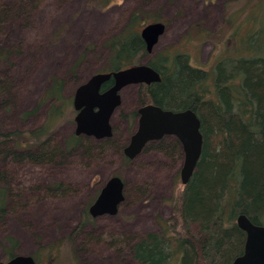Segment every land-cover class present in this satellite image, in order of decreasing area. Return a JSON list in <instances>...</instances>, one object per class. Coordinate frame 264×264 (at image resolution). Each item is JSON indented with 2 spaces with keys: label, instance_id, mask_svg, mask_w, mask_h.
Wrapping results in <instances>:
<instances>
[{
  "label": "rangeland",
  "instance_id": "obj_1",
  "mask_svg": "<svg viewBox=\"0 0 264 264\" xmlns=\"http://www.w3.org/2000/svg\"><path fill=\"white\" fill-rule=\"evenodd\" d=\"M252 1L110 0L108 5L100 6L103 0H23V5L20 0H0V14L7 12L9 16L0 47L6 46L12 53L0 60V131L40 127L47 117L45 107L40 106L28 117L25 114L37 109L52 76L63 77L64 93L72 96L80 84L103 72L108 58L105 41L120 32L133 13L159 17L167 25L153 54L177 47L189 55L191 65L209 70L224 55L222 50L233 49L231 33L249 30L244 4ZM227 17L232 21L227 22ZM193 31L198 34L186 38ZM138 92L134 84L121 91L122 104L112 119L114 138L120 144L127 143L136 129L126 122L122 112L140 107ZM75 128V122L61 125L56 138L63 140ZM115 151L105 150L93 161L83 159L80 152L53 165L10 164L8 171L17 180L11 186L14 196L9 213L0 222V263L10 258L5 254L12 246L10 236L17 243L15 255H32L65 239L80 221L90 196L111 176L118 175L126 182L125 200L118 212L94 218L72 246L64 245L65 260L51 262L138 264L130 257L129 248L137 236L158 230V216H172L168 200L175 192V177L184 158L164 156L151 146L126 162ZM54 181L71 185L65 197L49 195L46 188ZM118 233L129 240L123 250L101 239ZM47 262L45 254L41 264Z\"/></svg>",
  "mask_w": 264,
  "mask_h": 264
},
{
  "label": "trees",
  "instance_id": "obj_2",
  "mask_svg": "<svg viewBox=\"0 0 264 264\" xmlns=\"http://www.w3.org/2000/svg\"><path fill=\"white\" fill-rule=\"evenodd\" d=\"M109 1L103 0L99 5L106 6ZM244 5L249 30L243 34L240 30L232 32L233 49L222 50L224 55L209 70L191 65L189 55L177 47L148 54L141 28L161 20L149 18L141 11L133 13L126 26L104 43L108 58L103 72L129 68L149 57L148 64L162 80L141 86L140 101L173 111L191 108L202 122L201 158L187 185L178 180L180 170L177 172L175 192L168 200L172 216H158V230L137 236L129 248L130 257L138 264H232L244 252L246 241V234L236 223L238 215L243 213L255 224H264V0ZM1 15L7 16V12ZM226 19L232 21V17ZM197 34L189 32L186 38ZM11 54L8 48L0 49V60ZM72 70L75 72L74 67ZM49 82L37 109L25 114L28 117L40 106L45 107L47 117L40 127L0 132V222L9 213L14 196L11 186L17 180L8 171L10 164L53 165L80 152L83 159L93 161L110 148L126 162L133 161L124 155L123 148L116 147L112 138L95 143L92 137L74 131L63 140L57 139L61 125L74 123L75 109L72 96L64 93V78L52 76ZM138 115L137 111L122 112L131 126H137ZM172 144L179 143L167 138L149 143L147 148L152 146L164 156L173 157ZM180 152L176 148L175 156L184 158ZM69 188V184L54 181L46 189L55 198L65 197ZM99 191L90 196L80 221L65 239L32 254L38 263H42L45 254L48 264L65 260L64 245L72 246L94 220L89 208ZM101 239L120 250L129 242L121 233L103 235ZM8 241L12 246L5 254L11 258L17 243L11 236Z\"/></svg>",
  "mask_w": 264,
  "mask_h": 264
},
{
  "label": "water",
  "instance_id": "obj_3",
  "mask_svg": "<svg viewBox=\"0 0 264 264\" xmlns=\"http://www.w3.org/2000/svg\"><path fill=\"white\" fill-rule=\"evenodd\" d=\"M166 27L164 21H156L141 28V37L148 54L152 53ZM147 58L129 68L95 73L77 87L73 97L77 112L75 116L77 135L90 136L97 140L109 138L113 133L111 125L113 113L121 104V90L130 84L149 85L162 80L159 72L148 64ZM110 80H113V85L102 92L103 84ZM138 113L136 130L125 148L126 157L133 160L143 152L148 142L167 135L175 136L183 146L185 156L180 179L183 185L190 183L203 149L202 122L196 112L191 108L173 111L156 104H147L142 105ZM125 187L123 178L118 175L111 176L100 190L98 198L90 205L91 216L98 218L101 215H115L125 200ZM236 223L246 234V241L244 252L232 264H264V224H255L243 213L238 215ZM0 264L39 263L32 255L17 254Z\"/></svg>",
  "mask_w": 264,
  "mask_h": 264
},
{
  "label": "flooded vegetation",
  "instance_id": "obj_4",
  "mask_svg": "<svg viewBox=\"0 0 264 264\" xmlns=\"http://www.w3.org/2000/svg\"><path fill=\"white\" fill-rule=\"evenodd\" d=\"M1 11H2V10H1ZM1 14H2V13H1ZM1 14H0V36L3 34V30L5 29V28H4V25H5L6 22H7L6 20L9 18L8 15H7V16H3V15H1ZM3 28H4V29H3ZM3 48H6V46L0 47V49H3ZM1 60H2V59H1ZM85 82H86V81H85ZM160 82H161V81H160ZM154 83H159V82H153L152 84H149V85H148V84H145V85H146V86H152ZM80 85H81V84H80ZM80 85H79V86H80ZM112 85H113V80L107 81V83L103 84V86H102V88H101V91H102V92H105V91H106L108 88H110ZM130 85H131V84H130ZM134 85H135V84H134ZM143 85H144V83H141V85H137V86L139 87V92H138V98H139V101H140V89H141V86H143ZM126 87H127V86H126ZM76 89H77V88H76ZM121 91H122V90H121ZM74 92H75V91H74ZM120 93H121V92H120ZM74 95H75V93H73V95H72V99H71V103H72V104H73V97H74ZM120 102H121V101H120ZM121 104H122V102H121ZM121 104H120V106H121ZM154 104H155V103H154ZM142 105H147V104H144L143 101H140V107H141ZM156 105H157V104H156ZM120 106H119V107H120ZM158 106H159V105H158ZM140 107H138V108H136V109H134V110H131V111H137V113H138V109H139ZM73 108L75 109L74 104H73ZM161 108H162V107H161ZM118 109H119V108H118ZM118 109H117V110H118ZM163 109H164V108H163ZM166 109H168V108H166ZM117 110H116V111H117ZM116 111H115V112H116ZM115 112H114V113H115ZM76 113H77V112H76V110H75V116H76ZM114 113H113V114H114ZM123 113H125V112H123ZM126 113H127V112H126ZM129 113H131V112H128V114H129ZM114 115H115V114H114ZM114 115L112 116V119H113ZM75 116H74V122H75ZM138 117H139V115H138ZM138 117H137V120H138ZM125 120H126V119H125ZM126 122H128V121L126 120ZM111 125H112V120H111ZM112 126H113V125H112ZM136 127H137V126H136ZM75 129H76V128H75ZM135 130H136V129H135ZM135 130L133 131V133L135 132ZM10 131H12V130H6V132H10ZM27 131H29V130H27ZM0 132H5V131H0ZM133 133H132V134H133ZM131 136H132V135H131ZM89 137H90V136H89ZM114 137H115V132H114V127H113V133H112V135H111L109 138H112V139L114 140V142L116 143L117 147H119L120 149L123 148L122 151H123V153H124V155H125V148H126V146L129 144V142H130V140H131L132 137L130 138V140H129L127 143H121V144H120V143L118 142V140L115 139ZM92 138H93V137H92ZM109 138H103V139H109ZM167 138H169V140H170L169 142H177V143H179L178 146H175L174 144L171 145L172 148L174 149V151H173L172 154H175V155H176V153H174V152L176 151V148H179L180 151H181L180 154L184 156L183 146L181 145L180 141H179L175 136H170V135H169V136L167 135L166 137H163V138H161V139H159V140H155V141L148 142V143L144 146V150H146L147 145H148L149 143H155V142L157 143V142H160L162 139H167ZM144 150H143V152H144ZM143 152H142V153H143ZM142 153H141V154H142ZM139 155H140V154H139ZM139 155H138V156H139ZM125 156H126V155H125ZM138 156H137V157H138ZM184 157H185V156H184ZM135 158H136V157H135ZM133 159H134V158H133ZM130 160H132V159H130ZM180 168H181V167H180ZM180 170H181V169H180ZM106 182H107V181H106ZM106 182H105V183H106ZM104 185H105V184H104ZM104 185L100 188V190L104 187ZM125 186H126V183H125ZM99 193H100V191H99ZM99 193H98V194H99ZM99 195H100V194H99ZM99 195H98V196H99ZM98 196H97V198H98ZM97 198H96V199H97ZM96 199H95V200H96ZM93 202H94V201H93ZM93 202H92V203H93ZM92 203H91V204H92ZM91 204H90V205H91ZM12 257H13V256H12ZM9 259H11V258H9ZM9 259H8V260H9ZM8 260H7V261H8ZM35 260H36V259H35Z\"/></svg>",
  "mask_w": 264,
  "mask_h": 264
}]
</instances>
